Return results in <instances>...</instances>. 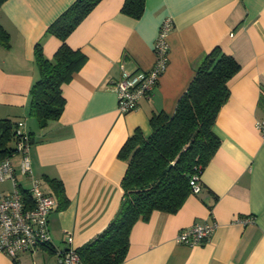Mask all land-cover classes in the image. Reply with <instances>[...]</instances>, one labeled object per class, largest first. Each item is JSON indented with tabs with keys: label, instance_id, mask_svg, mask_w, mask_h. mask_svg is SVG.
Listing matches in <instances>:
<instances>
[{
	"label": "crops",
	"instance_id": "1",
	"mask_svg": "<svg viewBox=\"0 0 264 264\" xmlns=\"http://www.w3.org/2000/svg\"><path fill=\"white\" fill-rule=\"evenodd\" d=\"M73 1L0 4V25L8 34V46L0 41V119L24 121L34 175L56 200L51 181L59 180L67 198L49 214L50 247L15 258L0 252V264H63L59 252L68 237L77 248L109 224L121 202L127 166L119 150L135 129L150 134L153 113L173 114L202 55L215 46L239 69L212 126L219 145L201 172V190L174 212L155 210L138 219L120 264H264V138L256 127L264 118V0H145L138 18L121 12L124 0H100L66 38L85 62L61 85L60 117L40 127L29 114L30 88L39 76L34 48L40 43L46 57L53 55L60 40L47 27ZM166 18L172 20L165 37L167 66L151 95L121 113L111 81L122 69L152 66ZM10 160L27 187L19 155ZM10 190L9 180L0 182V194ZM248 217L253 220L243 223ZM210 220L217 226L208 240L195 245L176 240L183 228Z\"/></svg>",
	"mask_w": 264,
	"mask_h": 264
},
{
	"label": "trees",
	"instance_id": "2",
	"mask_svg": "<svg viewBox=\"0 0 264 264\" xmlns=\"http://www.w3.org/2000/svg\"><path fill=\"white\" fill-rule=\"evenodd\" d=\"M99 1L74 0L47 27L46 31L60 40L50 58L44 55L40 43L35 45L39 76L30 88L29 114L40 127L60 117L65 104L61 85L85 62V55L71 48L66 38ZM144 8L145 0H124L121 12L138 18ZM0 41L8 46V34L1 25ZM238 69L231 55L219 46L213 47L202 55L173 114L153 113L148 136L135 129L128 137L119 150L127 160L119 208L100 233L75 248L79 264H120L127 255L130 230L138 219L148 218L155 210L174 212L183 204L191 193V175L201 174L219 145L212 126L229 96L228 82ZM17 124L0 119V161L15 152ZM51 182L58 206L64 207L67 198L62 183L56 179Z\"/></svg>",
	"mask_w": 264,
	"mask_h": 264
},
{
	"label": "built area",
	"instance_id": "3",
	"mask_svg": "<svg viewBox=\"0 0 264 264\" xmlns=\"http://www.w3.org/2000/svg\"><path fill=\"white\" fill-rule=\"evenodd\" d=\"M171 26V18L161 23L153 48L154 61L149 69L132 72L122 69L120 76L111 81L116 92L117 109L121 113L134 109L156 87L168 62L169 45L165 37ZM256 127L264 138V118L256 122ZM15 136L13 154L19 155L20 174L28 181V186L22 187L10 157L0 161V182H11V190L0 194V252L12 258L22 251L35 252L41 247L51 246L48 218L58 204L55 196L43 189L40 179L32 171L31 141L23 120L18 121ZM200 175H191V193L197 194L201 190ZM249 220L253 218H245L242 222ZM216 226L212 220L202 224L193 223L180 230L176 240L187 245L202 243L210 238ZM66 242V249L59 252V260L63 264H79L80 256L70 245L71 238L68 237Z\"/></svg>",
	"mask_w": 264,
	"mask_h": 264
},
{
	"label": "rangeland",
	"instance_id": "4",
	"mask_svg": "<svg viewBox=\"0 0 264 264\" xmlns=\"http://www.w3.org/2000/svg\"><path fill=\"white\" fill-rule=\"evenodd\" d=\"M37 259H38V257H37ZM36 260V259H35ZM53 260H54V258H53Z\"/></svg>",
	"mask_w": 264,
	"mask_h": 264
}]
</instances>
